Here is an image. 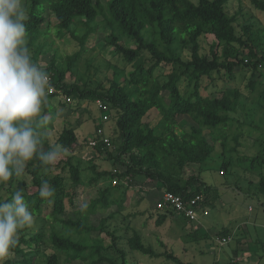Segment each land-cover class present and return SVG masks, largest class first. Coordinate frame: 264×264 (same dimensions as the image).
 Returning a JSON list of instances; mask_svg holds the SVG:
<instances>
[{"label": "trees", "instance_id": "1", "mask_svg": "<svg viewBox=\"0 0 264 264\" xmlns=\"http://www.w3.org/2000/svg\"><path fill=\"white\" fill-rule=\"evenodd\" d=\"M23 1L29 3L28 20L25 22L27 46L37 65L39 51L49 45L50 21L45 14H52L57 37L73 27L71 36L80 46L78 52L65 58L64 64L57 66L52 58L44 67L50 73L54 92L49 93L42 115L53 113L54 103L60 97L64 98V105H67L65 99L71 102V98L77 103L85 102V111L89 114L88 109L93 106L97 109L96 101L105 104L104 112H99L108 118L102 121L103 114H100L90 141L95 142L93 148L97 153L107 155L113 170L100 171L92 160L83 168L82 162L72 155L77 144L76 130L74 127L64 129L56 145L66 147L68 154L55 165L59 173L50 177L49 172L54 165L44 166L34 158L27 165L26 177L35 191L29 192L26 180L18 177L0 185V199L3 192L6 193L4 199H8L15 189H23L35 218H44L48 211L45 217L52 221L47 232L27 233L32 228L21 230L19 245L4 264H117L118 260L119 264H128L127 254L119 246V237L108 230L107 222L114 215L102 217L98 225L90 221V216L97 211L108 210L118 203L122 206L128 186L123 182L112 185L113 179L128 177L134 181L142 178L144 182L154 183L159 190L175 194L184 201L201 196L200 210L211 203L208 198L215 191L199 177V167L214 152L215 143L221 147L219 171L222 174L234 166V160L247 172L262 162L260 153L236 158L232 155L237 153L238 140L244 133L248 137H251L252 130L258 131L259 135L264 134L252 123V116L246 119L247 122L234 117L243 105L242 90L224 85L202 94L207 86H212L214 74L223 81V76L227 75L226 79L231 81L234 70L240 68L249 74L245 86L248 93L253 95L257 92L255 107H264V29H253L246 22L239 24L237 13L229 14L227 10L228 0H107L104 4L100 0ZM251 2L264 13V0ZM99 16L109 31L105 45L111 47L113 57H119L130 71L123 81H119L121 72L116 70L108 88L98 85L90 89L83 74L76 70L81 51H84V41L95 31L90 24ZM79 27L84 30L81 37L77 34ZM206 36L213 37L207 54L201 53L200 42ZM118 37L127 39L130 45L120 43ZM182 53H187L186 60ZM163 71V81H160L155 73L162 74ZM183 82L184 93L180 91ZM75 106L77 108L78 104ZM153 111L161 117L158 127H151L146 121ZM179 116L191 121L188 131L175 132V120ZM233 124H236L235 133H231ZM46 125L47 121L38 130ZM228 136L234 142L232 148L226 146ZM104 139H115V149L109 151ZM42 147L44 150L51 148L45 138L42 139ZM119 163L124 167L122 172L117 168ZM42 180H48L56 188L52 204L39 197ZM100 182H107V187L98 189L96 197L85 208L76 209L81 188L96 186ZM257 191L264 196L262 175L258 179ZM67 207L74 218L64 217ZM157 211L155 225L158 227L168 217L177 215L166 208ZM177 216L190 222L182 215ZM218 235L225 239L229 231L220 229ZM126 245L131 252L149 258L162 256L182 264L171 252L154 253L144 245L138 233L133 232L126 239ZM37 258L41 260L36 261Z\"/></svg>", "mask_w": 264, "mask_h": 264}, {"label": "rangeland", "instance_id": "2", "mask_svg": "<svg viewBox=\"0 0 264 264\" xmlns=\"http://www.w3.org/2000/svg\"><path fill=\"white\" fill-rule=\"evenodd\" d=\"M100 1L104 4L107 0ZM192 1L196 2L197 0ZM251 1L228 0L227 10L229 14L237 13L239 24L242 25L246 22L253 29H264V13L257 10ZM23 6L28 15L29 3L23 1ZM45 15L47 20L50 21L47 39L49 45L39 51L37 59L39 67L43 68L49 65L52 58H54L55 65H62L66 57L80 50L78 41L71 36L74 28L72 27L69 32H64L57 37L53 28L52 14ZM90 26L91 28L94 27L95 31L87 36L84 41V51H81L76 71L78 74H83L88 88L94 89L98 85L102 88H108L110 80L115 78L114 71L121 72V75L117 77L119 81H123L127 72L130 71V67L124 65L119 57H113L111 47L105 45L104 41L109 31L104 28L102 17H97ZM239 30L240 27L237 26V31ZM77 34L79 37L83 36L84 30L79 27ZM118 41L126 46L130 45V42L125 38L118 37ZM200 42L201 53L207 54L209 46L213 42V37H202ZM187 57V53H182L184 60ZM163 73L164 71L162 74L155 73L160 81H163ZM226 77L227 75L223 76L225 78L223 81L219 75L214 74L212 86H207L202 94L211 93L224 87V85L238 87L243 92V105L234 117L242 122H247L246 119H251L250 116H252V123L264 132V107L262 109L255 107L257 92L250 95L245 87L248 82V72L238 68L233 72V80H227ZM180 91L182 93L186 91L184 82L180 84ZM162 95L167 96L166 93H162ZM63 99V97H60L56 101L54 100L56 102L54 103V112L43 116L47 121V125L40 130L42 133L41 138H45L47 144L52 147L56 145L58 136L64 129L74 127L77 144L72 155L82 162V167L85 168L92 160L100 171L113 170L112 163L107 155L104 152L102 154L97 153L90 145L91 134L103 114L100 113L102 111L99 112L102 109L95 104L97 109H95V106L88 109L89 114L85 111L87 107L85 102L77 103L71 98V102L64 105ZM75 104H78L77 108ZM252 113L254 114L252 115ZM146 121L151 127H158L161 117L158 112L153 111L150 112ZM175 121V132L180 133L189 130L191 124L189 118L179 116ZM235 127L236 124H233L231 133H235ZM252 131H250L251 137L244 133V136L239 138L237 153H232V155L236 158L237 156H255L260 153L262 162L255 166L253 171L247 172L242 167L239 168L236 165V160H234V166L225 174H222L219 171L221 147L218 143L214 144L215 150L210 157L200 165L199 177L201 181L211 186L215 191L208 198V202L211 203L198 210L195 221L186 222L183 217L175 215L168 217L162 226H156V213H159V211L155 209L154 203L163 190H159L154 183H146L142 178H136L132 185L128 186V190L125 191L122 206L119 203L117 204L120 209L117 210V205H114L108 210L97 211L90 216L91 223L98 225L102 217L110 214L114 215L113 219L107 222L108 230L114 231L116 236L119 237V246L127 254L128 264H176L162 256L149 258L131 252L126 245V239L131 237L133 232L138 233L144 245L150 247L157 255L171 252L182 264H264V196L257 191L258 179L260 175L264 176V134L259 135L258 131ZM114 140H111L112 146L108 147L109 151L114 150L115 145L117 146ZM208 140L212 143L209 138ZM226 146L227 148L234 147V142L230 136L227 137ZM62 159L63 157L56 164L61 162ZM55 165L49 172L50 177L59 173V169ZM117 168L121 172L124 171V167L120 163ZM195 171L197 172V170ZM18 179L26 180L29 192L35 191L34 188L30 187L26 176L18 177ZM107 185V182H100L96 186L81 188V194L76 201L75 208H85L89 201L96 197L97 190L107 187ZM5 196L6 193L3 192L1 199H4ZM47 212H45V216H47ZM149 215L152 218L149 219ZM45 216L44 218H36L35 225L32 230H26L27 233L29 231L47 232L52 225V221ZM64 217L74 218V214L69 207L66 208ZM223 228L229 231V236L224 237L226 241L221 243L223 237L219 236L218 232ZM92 236L95 237V234ZM100 237L104 238V235ZM105 243L107 242L105 241ZM39 260L41 258L36 259V261ZM117 264H119V260Z\"/></svg>", "mask_w": 264, "mask_h": 264}, {"label": "clouds", "instance_id": "3", "mask_svg": "<svg viewBox=\"0 0 264 264\" xmlns=\"http://www.w3.org/2000/svg\"><path fill=\"white\" fill-rule=\"evenodd\" d=\"M28 15L23 0H0V185L26 176L34 158L55 165L68 149L61 144L42 147V115L52 91L50 73L32 59L27 46ZM56 188L42 180L40 199L54 203ZM36 218L23 189L0 199V264L12 256L21 230L32 228Z\"/></svg>", "mask_w": 264, "mask_h": 264}, {"label": "built area", "instance_id": "4", "mask_svg": "<svg viewBox=\"0 0 264 264\" xmlns=\"http://www.w3.org/2000/svg\"><path fill=\"white\" fill-rule=\"evenodd\" d=\"M54 92V89L52 88V91L50 93ZM66 102H69V99H65ZM96 105L98 108H101L102 110L105 108L104 104L100 101H96ZM108 118L107 115L103 114L101 116L102 121H105ZM99 132V131H98ZM103 143L108 148L112 146L110 139H104ZM91 146L95 145L94 141L90 142ZM120 182H123L124 185L131 186L132 180L128 177L124 179H113L111 184L116 185ZM202 201L201 196H194L187 201H184L179 196L172 194L170 192H165L161 194V196L155 201L154 206L156 210L161 209H170L177 215L184 216L188 221L193 222L196 219V213L199 210L200 202ZM226 239H221V243L225 242Z\"/></svg>", "mask_w": 264, "mask_h": 264}, {"label": "crops", "instance_id": "5", "mask_svg": "<svg viewBox=\"0 0 264 264\" xmlns=\"http://www.w3.org/2000/svg\"><path fill=\"white\" fill-rule=\"evenodd\" d=\"M162 193H163V192H162ZM162 193H161V194H162ZM160 196H161V195H159V197H160ZM159 197H158V198H159ZM252 254H253V253H252ZM241 256H242V255H241ZM243 256H245V254H243Z\"/></svg>", "mask_w": 264, "mask_h": 264}]
</instances>
